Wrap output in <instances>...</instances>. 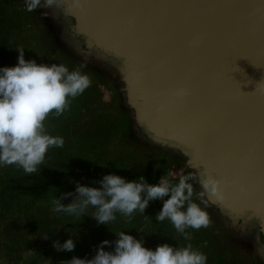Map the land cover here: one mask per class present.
<instances>
[{
  "label": "water",
  "instance_id": "95a60500",
  "mask_svg": "<svg viewBox=\"0 0 264 264\" xmlns=\"http://www.w3.org/2000/svg\"><path fill=\"white\" fill-rule=\"evenodd\" d=\"M86 2L93 5L83 12L87 28L131 58L132 91L120 58L95 50L119 63L108 70L138 141L175 157L186 174L195 173L187 152L196 151L208 175L228 182L233 198L205 200L251 234L258 254L264 249V0ZM63 12L75 48L93 50L67 3ZM195 174L198 194L202 177ZM244 205L251 210L242 212Z\"/></svg>",
  "mask_w": 264,
  "mask_h": 264
},
{
  "label": "rangeland",
  "instance_id": "374dc122",
  "mask_svg": "<svg viewBox=\"0 0 264 264\" xmlns=\"http://www.w3.org/2000/svg\"><path fill=\"white\" fill-rule=\"evenodd\" d=\"M54 8L41 7L28 12L25 0H0V67L16 65L19 53L15 49L23 48L26 61L63 64L70 71L78 70L87 75L91 81L90 87L72 99L61 116L50 114L44 122L47 133L63 137L65 143L56 155L46 156L39 166L40 171L32 174V182L27 184L29 194L21 199L20 205H27L23 209L27 223H33L35 229L23 236V240L20 235L11 239L1 234L0 264H68L73 257L91 259L97 248L75 255L73 251H57L53 247L54 241L62 244L69 238L76 243L83 230L91 226L102 229L101 241H115V233L125 231L136 239L142 238L143 246L153 250L164 243L180 248L191 244L194 250L207 256V264H264L255 252L251 234L231 224L208 202L201 207L209 215V226L187 229L190 240L177 231L173 237L158 231L161 222H157L155 216L162 207V200L150 201L144 214L135 212L127 217L117 212L116 220L108 226L97 224L90 217L97 211L92 206L82 217L52 210L56 199L64 205L73 201L74 195L62 197L65 193L74 194L77 183L99 187L97 182L105 174L114 173L129 181L142 176L149 184L159 183L161 178L175 183L186 174L181 171L183 164L175 157L142 145L141 138L138 141V135L133 133L135 125L125 113V101L116 91L112 72L75 48L77 36L63 30L60 24L66 22L65 14L56 12L64 18L59 24L53 15ZM35 189L38 191L34 195ZM193 199L200 203L197 195L194 194ZM10 222L24 225L19 215L4 218L0 214V228ZM104 250L112 251L113 245H105Z\"/></svg>",
  "mask_w": 264,
  "mask_h": 264
},
{
  "label": "clouds",
  "instance_id": "9594fccd",
  "mask_svg": "<svg viewBox=\"0 0 264 264\" xmlns=\"http://www.w3.org/2000/svg\"><path fill=\"white\" fill-rule=\"evenodd\" d=\"M73 11L80 0H25L26 11L41 7L64 6ZM19 55L17 64L0 67V168L17 166L26 175L40 171V167L52 148H62L64 139L47 133L45 121L50 114L61 116L71 100L90 87L88 76L78 70L70 71L63 64L37 63L25 60L23 48L15 49ZM180 95L183 92L178 93ZM202 191L195 193V173L181 175L173 183L161 178L159 183L149 184L144 177L127 180L114 173L103 175L90 187L77 183L75 193H65L62 198L73 196L71 203L64 205L60 199L53 201L54 212L82 217L92 206L97 211L93 216L97 224L108 226L116 220V213L131 217L133 213H145L150 201L162 200V207L155 216L157 222L169 220L176 231L186 240L191 239L187 229L199 230L209 226L205 196L223 199L221 182L210 175L201 174ZM194 194L200 203L194 201ZM168 197L167 199H164ZM115 241L103 240L91 259L73 257L68 264H207V256L194 250L191 244L173 247L167 243L150 249L143 246V239H136L125 231L115 233ZM105 245H113L105 251ZM57 251H72L74 241L69 238L62 244L53 242Z\"/></svg>",
  "mask_w": 264,
  "mask_h": 264
},
{
  "label": "trees",
  "instance_id": "16d2710c",
  "mask_svg": "<svg viewBox=\"0 0 264 264\" xmlns=\"http://www.w3.org/2000/svg\"><path fill=\"white\" fill-rule=\"evenodd\" d=\"M58 152V148H55V150L53 151L49 150L46 156L51 154L56 155ZM29 181L32 182V175H26L24 171L17 166L13 165L0 168V214L4 218L6 216L8 217L16 215L17 217V215H19L21 216L24 224L23 226H19L14 225L13 222L7 223V226H3L2 228H0V236L1 234H4L11 237L12 239L16 235H20V239L22 238L23 240V236H27L34 228L33 223H27L28 217L26 215V212L23 210L27 207V205H20L23 201L21 199H24L26 195L29 194L27 190V184H29ZM37 191L38 189H35L32 192L35 195ZM158 231H160L164 235L169 233L173 237L176 229L173 227L172 223L169 220H165L161 222L160 226L158 227ZM102 233L103 231L100 228L93 226L87 227L83 230L81 239L74 243L75 248L72 251L75 253V255H77L79 252H93V250H95L97 246L100 245V241L103 236ZM83 243L86 244V247L82 245ZM6 251V261L8 260L9 262L10 259L9 257H7L8 250Z\"/></svg>",
  "mask_w": 264,
  "mask_h": 264
},
{
  "label": "snow or ice",
  "instance_id": "6c2138e0",
  "mask_svg": "<svg viewBox=\"0 0 264 264\" xmlns=\"http://www.w3.org/2000/svg\"><path fill=\"white\" fill-rule=\"evenodd\" d=\"M89 7H93V5L87 3L86 0L85 2H81L80 0L79 7L73 9V14L77 15L79 19V30L88 35L89 40L92 44L93 51L100 49L109 55L118 56L120 58L121 62L125 66V72H126L129 88L130 91H132L134 85V77H133L134 68L131 58L124 56V54L120 51L117 45L106 42L105 40L99 38L95 33H93L87 28L83 12L86 8ZM138 115L140 116L141 120H143V113L138 112ZM168 140L177 142L180 145L184 144L183 138L180 137L179 135H170L168 137ZM180 148H182L185 151L183 147ZM185 158L190 162V166L193 172L198 173L199 175L201 174L208 175L209 173L208 165L196 151L189 149L187 152V156ZM219 181L221 182V188L223 192V199L220 200V202L223 204H231L233 198L230 192L228 191V182L223 179ZM213 200L216 199L213 198ZM249 210H251L250 205H244L241 207L242 212H247ZM258 255H260V257L264 259V249H260Z\"/></svg>",
  "mask_w": 264,
  "mask_h": 264
},
{
  "label": "flooded vegetation",
  "instance_id": "af4514ba",
  "mask_svg": "<svg viewBox=\"0 0 264 264\" xmlns=\"http://www.w3.org/2000/svg\"><path fill=\"white\" fill-rule=\"evenodd\" d=\"M54 9L55 10L53 11V15L56 16V18H58V20H61V18H63V16L60 17L58 15L61 12H63V6H59V7L58 6H55ZM56 12H58V15L56 14ZM60 26H62L63 30H66L67 33H71V30L69 29V25L66 24L65 20L62 22V24H60ZM81 45L82 44L80 43L79 46H81ZM81 52L85 56H90L91 58H98V59H100L101 61H98V63L103 64L102 66H104L107 69H109L111 66L113 68H115L119 64V63H117L116 60H114L113 58H110L108 56H105L100 51H97L96 52V51H93V50H88V51H81Z\"/></svg>",
  "mask_w": 264,
  "mask_h": 264
}]
</instances>
